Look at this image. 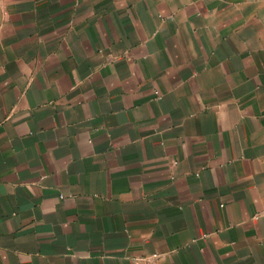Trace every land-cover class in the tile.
I'll return each instance as SVG.
<instances>
[{
  "label": "crops",
  "instance_id": "0c3cea01",
  "mask_svg": "<svg viewBox=\"0 0 264 264\" xmlns=\"http://www.w3.org/2000/svg\"><path fill=\"white\" fill-rule=\"evenodd\" d=\"M0 264H264V0H0Z\"/></svg>",
  "mask_w": 264,
  "mask_h": 264
},
{
  "label": "built area",
  "instance_id": "2783aa9c",
  "mask_svg": "<svg viewBox=\"0 0 264 264\" xmlns=\"http://www.w3.org/2000/svg\"><path fill=\"white\" fill-rule=\"evenodd\" d=\"M157 94V93H156Z\"/></svg>",
  "mask_w": 264,
  "mask_h": 264
}]
</instances>
